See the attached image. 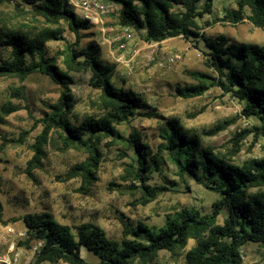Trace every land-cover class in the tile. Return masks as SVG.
Returning <instances> with one entry per match:
<instances>
[{"label": "trees", "instance_id": "16d2710c", "mask_svg": "<svg viewBox=\"0 0 264 264\" xmlns=\"http://www.w3.org/2000/svg\"><path fill=\"white\" fill-rule=\"evenodd\" d=\"M29 6L16 5L20 13L31 15L38 25L29 26L22 21L5 24L0 21V47L8 50L1 57L0 77L24 80L32 73H41L60 86L58 100L48 104L49 111L34 121L41 125L32 144L33 154L25 171L42 165L44 146L58 137L60 150L76 149L87 154L84 161L69 167L67 178L79 177V190L86 194L97 180L96 172L101 161L100 142L103 137L120 140L130 149L135 159L124 165L122 179L128 182L119 192L135 196L133 204L145 205L165 190L150 185L147 173L155 170L161 157L152 152L135 129L122 134L116 125L127 122L143 107L141 95L114 83L117 77L115 63L99 58V47L94 42L85 46L79 43L80 31L93 23L81 19L68 0H23ZM115 7V22L119 27L129 26L139 32L147 43L159 44L173 38L199 35L207 49L213 76L201 71L191 72L196 84L176 88L184 98L204 94L218 87L240 105V115L253 119L250 129H242L229 140L232 147L225 154L203 146L196 134L181 131L177 120L167 121L161 137V148L166 150L179 173L185 174L207 189L217 193L208 212L194 207H183L157 229L143 223L131 227L122 222V237L110 238L98 224L85 221L70 226L55 220L46 211L26 213L21 216L25 228L24 245L39 243L35 253L36 263L67 264H150L160 250L179 254L188 240H194L184 254L185 264H241V248L248 242L264 247V147L259 157H251L241 164L233 161L246 134L264 139V45L253 42L231 41L224 34L213 37L199 32V20L213 11L214 0H107ZM247 19L254 27L264 29V0H236V7L224 8L223 14L212 22L236 24ZM66 22L76 40L67 43L59 53L63 67L55 57H46V42L64 39L61 23ZM211 23L206 21L205 25ZM90 73L89 85L98 91L102 108L99 115H87L78 124L69 115L74 107L70 72ZM19 109L7 103L2 115ZM151 116V115H149ZM234 118L218 121L204 130V135H216L226 129ZM3 121L0 116V122ZM6 143H19L22 139L2 138ZM0 145V150L5 145ZM1 207V204H0ZM223 213L222 223L218 216ZM22 243V244H23ZM91 252L96 261H87L80 249Z\"/></svg>", "mask_w": 264, "mask_h": 264}, {"label": "rangeland", "instance_id": "374dc122", "mask_svg": "<svg viewBox=\"0 0 264 264\" xmlns=\"http://www.w3.org/2000/svg\"><path fill=\"white\" fill-rule=\"evenodd\" d=\"M18 1L25 10L29 8L23 0H0V21L5 24L22 21L29 26L38 25L31 15L15 9ZM234 7L236 0H214L212 13L199 20L202 27L199 32L211 37L224 34L231 41L264 45V29L254 27L247 19L236 24L212 22L223 14L224 8ZM73 8L80 17L81 11ZM114 12L102 15V24L94 23L89 29L81 30L79 43L81 46L89 42L96 43L99 58L115 63L117 77L114 83L139 93L143 98V107L137 115L117 124L116 128L124 135L135 129L141 139L149 144L152 152L161 157L159 167L147 173V182L162 186L165 190L145 205L133 204L135 196L119 192L122 186L128 184L122 179L124 165L134 160L135 156L124 142L110 137L101 139L102 157L96 172L97 180L86 194L79 190L80 178H67L66 172L72 165L84 161L87 154L76 149L60 150L61 143L54 132L51 133L52 140L44 146L41 167L27 174L25 168L33 154L32 144L41 130V125L34 120L49 111L48 104L57 102L60 86L41 73H32L24 80L1 76L0 116L3 121L0 122V145L5 144L2 138L22 139L19 143H6L0 150V257L11 263L67 264L63 261L35 262L39 244L35 241L29 245L23 243L26 234L20 218L26 213L46 211L58 222L70 226L91 221L101 226L108 237L120 239L122 222L134 228L138 223H143L151 229H157L164 224L167 215H173L183 207L208 212L219 195L179 173L169 153L161 148V134L167 121L177 120L182 132L198 135L203 146H211L222 154L232 147L229 140L236 133L250 129L254 123L253 119L240 115L241 105L228 94H223L218 87L213 86L204 94L191 98L176 93L177 87L197 83L191 72L201 71L209 76L215 74L199 35L173 37L159 44L145 46L139 32L133 29L134 39L129 48L140 51L135 57L127 50L124 52V58L129 60L132 69L118 64L113 37L120 27L115 22ZM206 21L211 24L206 26ZM61 28L64 39L47 41L45 56L55 57L57 64L63 67L64 57L59 52L67 43L74 42L76 36L66 22L61 23ZM0 50L1 57H7L8 50L3 47ZM173 55L180 57L170 62L169 58ZM69 75L72 77L70 86L74 101L69 115L71 121L78 124L87 115L101 114L98 91L89 85L90 73L70 72ZM7 103L17 105L19 109L2 115L1 108ZM229 118H234V122L218 134L210 136L202 133L218 121ZM263 147L262 137L254 138L252 133L246 134L232 159L241 164L248 158L259 157ZM217 221L222 223L223 213ZM193 245L194 240H188L179 254L160 250L150 264H185L184 254ZM80 253L87 261L97 260L85 248H81ZM241 254V264H264V247L258 243L244 244ZM133 264L144 263L138 261Z\"/></svg>", "mask_w": 264, "mask_h": 264}, {"label": "built area", "instance_id": "2783aa9c", "mask_svg": "<svg viewBox=\"0 0 264 264\" xmlns=\"http://www.w3.org/2000/svg\"><path fill=\"white\" fill-rule=\"evenodd\" d=\"M69 3L81 11V19L88 20L91 23H101L102 15L109 13L114 9V5L110 2H104V0H68ZM134 39V33L132 27L124 26L120 27L119 32L113 37V42L116 44L115 50L117 56L115 60L118 64L126 66L128 69H132L129 60H125L124 52L131 53L132 57H135L140 50L135 48L130 49V42ZM145 46H151L153 43H147L144 41ZM179 55H173L169 58L170 62H174L179 59ZM117 71V70H116ZM39 244V243H38ZM0 264H14L8 259L0 257Z\"/></svg>", "mask_w": 264, "mask_h": 264}]
</instances>
